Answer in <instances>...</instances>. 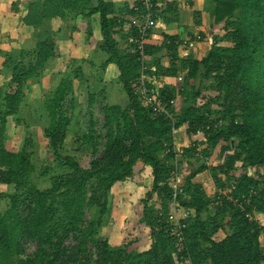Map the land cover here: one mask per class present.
<instances>
[{
  "label": "trees",
  "instance_id": "obj_1",
  "mask_svg": "<svg viewBox=\"0 0 264 264\" xmlns=\"http://www.w3.org/2000/svg\"><path fill=\"white\" fill-rule=\"evenodd\" d=\"M153 4L156 18L169 24L171 4L166 5L167 11H160L157 0ZM136 6L138 0L132 8L125 5L130 19L124 20L115 3L107 0H31L25 5L21 22L32 29L57 18L97 15L101 48L107 56L103 67L116 68L128 105L103 107L105 145L99 153L93 148L94 125H90L84 145L93 148V157L84 168L76 157L60 153L71 122L63 103L73 86L71 80L63 79L46 100L49 126L45 133L59 166L69 173L51 178L50 187L41 189L32 180L37 168L31 156L25 149L9 151L5 130L8 118L20 113L25 84L40 78L54 59L56 46L50 39L39 42L28 65L7 55L15 86L10 92L0 91V184L12 186L13 192L0 193V200L7 204L0 213V264H264V226L257 220L264 216V0H203L194 13L195 34H187L184 40L164 34L161 45L146 44V63L155 68L147 73L160 83L159 104L175 112L170 102H183L176 114V128L185 129L189 142L182 158L202 163L186 178L178 196L179 204L192 212L185 222V244L180 247L165 227L173 202L172 125L137 93L140 54L135 44H129L138 31ZM122 39L124 49L119 48ZM210 39L206 56L180 57L181 44L185 49L193 40ZM165 55L167 67L162 64ZM25 56L21 53L19 59ZM182 74L186 76L176 82ZM197 82L200 86L209 82L208 90L215 93L201 104ZM198 133L204 136L200 143L193 140ZM221 141L226 143L223 150L231 152L224 162L216 166L203 162L211 160ZM198 147L203 160L195 156ZM139 162L153 178L141 220L149 230L150 245L131 250L99 236L109 192L118 183L132 181ZM238 166L244 171L240 175L235 172ZM203 173L214 181V199L196 182ZM228 196L237 203L227 200ZM247 215L256 220L250 221ZM28 242L36 244L30 253L25 249Z\"/></svg>",
  "mask_w": 264,
  "mask_h": 264
},
{
  "label": "rangeland",
  "instance_id": "obj_2",
  "mask_svg": "<svg viewBox=\"0 0 264 264\" xmlns=\"http://www.w3.org/2000/svg\"><path fill=\"white\" fill-rule=\"evenodd\" d=\"M0 1L5 5L0 3L1 92H10L15 86L11 84L12 66L6 63L7 55H14L18 62L22 60L25 65H28L32 60L31 51L39 42L50 39L56 46V55L44 69L40 78L30 80L25 84L20 113L8 118L9 122L5 130L7 135L6 148L16 152L25 149L37 168L32 175L34 184L41 189H47L50 187L51 178L69 173L66 167L59 166V160L52 153L50 141L45 133V129L49 126L45 103L60 82L67 78L73 84L63 103L65 115L71 122L60 153L64 156L76 157L84 168L89 166L93 157V148L97 149L99 153L105 145L103 107L109 104L126 107L128 98L118 81L119 74L116 68L103 67L107 56L101 48L102 35L101 31L97 30L100 26L99 20H95L96 15L91 17L79 16L71 19L57 18L53 21H47L41 28L32 29L24 27L21 22L26 11L22 4L24 0H12L14 4L10 0ZM116 2V8L122 12L121 7L129 6L131 0L129 2L127 0ZM158 2L164 3L160 11H167L166 4H171L172 10L167 11L169 17L175 5H179L185 13L188 10L186 8L188 3L189 9L196 8L199 10L203 0H158ZM205 18L204 16L203 23H206ZM204 28V26H200V29L203 30ZM126 29H128V25ZM210 44L211 39L209 42H197L192 48L191 55L198 58L206 56ZM124 47L122 39L121 43L119 42V48L124 49ZM163 52L168 55L166 49ZM21 53L26 54L24 59H19ZM166 55L163 65L169 66V59ZM79 68L81 71L78 78L75 71L79 72ZM182 76L185 77L186 74H182ZM196 85L201 89L202 94L198 99L199 104L215 95L208 90L209 82H205L202 86L197 82ZM182 104L181 99L176 100L175 115L180 112ZM91 124L94 125L93 148L84 145ZM179 139H182V134L179 135ZM193 140L200 143L204 141V136L203 134L195 135ZM181 141L178 142H184L187 146L189 143L187 135L184 136L183 142ZM224 147H226V143L221 141L212 153L211 161H209L211 165L216 166L220 162L223 163L227 155L231 153L225 152ZM201 164V161L196 159L188 161L187 158H182L180 165L183 187L186 178ZM235 172L240 175L244 171L238 166ZM203 174L204 177L198 176L196 182L201 183L208 196L214 199V181L209 173ZM152 181L150 169L139 162L135 167L132 181L118 183L113 187L107 196L108 213L103 219L100 238L108 240L113 246H128L131 250H144L149 247V230L141 220L143 219V200L152 189ZM12 192V186L0 184V193L10 194ZM152 202L155 205L159 203L156 199ZM6 205V201L1 199L0 213L6 209ZM89 213L87 214L88 218L90 217ZM257 220L264 226L263 215H259ZM25 249L30 253L36 249V244L28 242Z\"/></svg>",
  "mask_w": 264,
  "mask_h": 264
},
{
  "label": "built area",
  "instance_id": "obj_3",
  "mask_svg": "<svg viewBox=\"0 0 264 264\" xmlns=\"http://www.w3.org/2000/svg\"><path fill=\"white\" fill-rule=\"evenodd\" d=\"M139 6H136V11L138 12V16L136 20L138 21V31L136 36L130 37L129 44H135L137 47V51L140 54L141 61V74L138 81L137 93L142 99L143 103L150 107L154 112L158 114L164 115V117L170 122L172 125V137H173V151L175 154V159L173 162L174 171L171 173L170 179V187L173 190V202L171 203V209L168 214V219L166 221V229L170 231L172 235L175 236L176 240L180 243L177 247L185 244V236H184V228L185 222L190 219L192 212L188 209L182 207L178 202V196L183 193V179L181 173V165L180 160L184 154L185 144L183 142L184 136L186 137L185 129L178 130L176 128V115L173 112L172 108H168L167 105L162 106L159 104V88L160 84L156 76L148 75V71H155V68H149L147 65V57L145 54L146 44H148L149 37L156 28L161 25V21L156 18L154 12V4L153 0H138ZM187 44V42H184ZM189 47H193L190 43ZM184 56H188V54H184ZM184 76H180L178 81H182ZM176 101L172 100L170 102L171 107L175 106ZM182 134V139H179V135ZM201 133H198L199 135ZM182 140L179 143L178 141ZM188 146V145H187ZM196 157L202 158L200 155L201 148L196 149ZM209 163L211 161L209 158H205L203 162ZM234 188V186H233ZM216 192V187H215ZM219 194L223 193L220 190ZM227 200L236 204L237 201L231 196L226 197ZM250 221H255L254 217L251 215H247ZM182 248V247H181Z\"/></svg>",
  "mask_w": 264,
  "mask_h": 264
},
{
  "label": "crops",
  "instance_id": "obj_4",
  "mask_svg": "<svg viewBox=\"0 0 264 264\" xmlns=\"http://www.w3.org/2000/svg\"><path fill=\"white\" fill-rule=\"evenodd\" d=\"M28 1H31V0L22 1V4H23L24 8H25V5L27 4ZM107 1H110V2H113V3H117L116 1H126V0H107ZM129 1L130 0H127V2H129ZM136 1L137 0H131V3H129L130 8L133 7V5L135 4ZM10 2L14 4V2H12V0H10ZM0 3L3 6H5L1 1H0ZM15 3H16V1H15ZM162 4H164V3L158 2V6L161 5L159 7H162ZM188 5H189V3H188ZM188 5L186 7L188 10L185 11L186 14L183 13L184 10L180 9L179 5L178 6L175 5L173 7L172 14L170 13L171 16L169 15V17H168L169 19H171V22L169 24H166V23H164V22H162L160 20L161 21V25L153 31L151 39L149 40L151 42V44L161 45L163 43V40H164L163 34L170 35V36H179V37H181L182 40H184V37H186L187 34H190L192 36L193 33L195 34L197 32L198 28L195 27V25H194V22H195L194 13H195V11H198V9H196V8L189 9ZM121 8H122V12L119 9L116 8L118 16L121 19H124V20L130 19L129 18L130 17L129 14L125 13V11H124L125 8H123V7H121ZM96 18H95L96 21L99 20V17L97 15H96ZM99 26H100V22H99ZM97 30L101 31L99 27H98ZM160 34H162V35H160ZM197 42H199V41L193 40V42H191L193 47L187 46V48H185V49L183 48V46L181 44L180 48H179L180 57L181 58L186 57V56H184V54L190 55L191 51H192V48H194V46H195V44ZM164 62L165 61L163 59L162 64ZM167 66L165 65V67H167ZM108 67L109 68L111 67V68L115 69V67L113 65H109ZM200 176L204 177V174H201Z\"/></svg>",
  "mask_w": 264,
  "mask_h": 264
}]
</instances>
